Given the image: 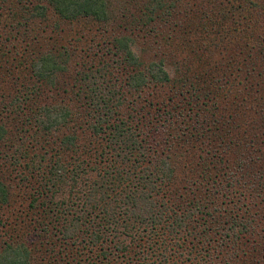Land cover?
I'll use <instances>...</instances> for the list:
<instances>
[{"label": "trees", "instance_id": "obj_1", "mask_svg": "<svg viewBox=\"0 0 264 264\" xmlns=\"http://www.w3.org/2000/svg\"><path fill=\"white\" fill-rule=\"evenodd\" d=\"M44 1L67 21L105 22L109 18L107 0ZM251 1L245 0L243 6L238 0L191 4L192 9L196 5L202 13L206 4L219 6L215 10L219 12L224 6L226 10L229 7L233 15L239 12L238 19L248 21V26L242 31L238 45L226 47L230 61L224 70L214 63L205 74L202 62H198L195 81L203 82L200 91L190 90L189 80L183 76L177 82L181 89L187 90L181 91L184 99L194 101L204 97L207 103L214 104L216 111L211 107L193 110L189 118L179 117L182 121L178 125L170 121L168 125L162 122L149 128L143 125L136 110L125 114L119 101L113 104L118 93L109 89L111 83L106 81L104 69L97 71L100 76L80 78L76 92L75 85L68 88L62 84V90L56 84L57 74L63 71L57 57L42 55L31 66L33 84L24 80L23 90L16 98L20 105L7 115L31 122L36 130L32 138L37 137V146H42L46 141L41 139V132L58 139L56 134L63 127L74 124L78 112L68 104L84 107L83 122L100 141L88 151L78 144V135H65L53 142L54 148L48 146L60 152L54 158L49 155L44 164L35 161L29 149L19 148L9 138L5 124L0 126V141L10 152H6L3 160L5 165L8 162L7 169L8 166L18 169L21 177L18 181L27 185L22 190L31 199L29 209H42L44 215L56 218L44 222L45 229L36 235L39 244L45 248L49 245L43 242L41 233L60 219V225H54L53 229L68 246L81 247L86 256L98 251L96 260L85 259L87 264H264V0H254V5ZM169 2L146 0L141 8L145 24L156 19L159 11L161 14L174 7ZM255 7L260 16L257 22L249 15ZM215 11L212 13L216 15H202L206 20L203 26H197L201 35L209 31L207 26L214 24L213 18L220 15ZM119 41L117 51L123 53L119 66L132 73L128 87L142 89L172 82L162 60L145 64L123 40ZM234 70L242 77L243 87L241 95L235 96L237 111L232 114L226 111L224 93L230 92L231 87L227 86L236 80ZM44 86L63 94H55L48 106L40 105ZM179 95L180 92H174L169 97V107L174 108ZM160 104L167 103L162 100ZM221 107L226 114H219ZM146 113L147 118L153 115ZM156 114L165 115L159 109ZM167 115L169 118L171 114ZM187 120L195 124L181 128V123ZM163 127L170 129L172 137L168 136L167 143L171 151L176 143H185L182 146L187 147L192 161L157 155L153 142L159 134L166 135ZM67 145L73 147L66 148ZM7 169L0 168V203L6 207L11 205ZM32 222L24 220L18 225L28 227L21 234L16 229L12 238L0 237V264H38V260L40 263L43 251L34 250L37 243L27 231L30 228L36 231ZM77 261L70 259L69 264Z\"/></svg>", "mask_w": 264, "mask_h": 264}, {"label": "rangeland", "instance_id": "obj_2", "mask_svg": "<svg viewBox=\"0 0 264 264\" xmlns=\"http://www.w3.org/2000/svg\"><path fill=\"white\" fill-rule=\"evenodd\" d=\"M207 1L170 0L168 4H174V7L170 6L161 14L159 11L156 19L145 24L146 18L143 16L141 8L146 0H107L109 18L105 22L88 19L64 20L56 15L44 0H0V126L5 124L4 127L10 132L9 138H12L19 148L29 149L31 157L42 163L50 157L49 155H52V158L58 156L56 152L59 150L54 152L48 146L51 144L54 148L53 142L55 140L59 141L65 135H78L80 139L78 144L86 146L88 151L96 148V144H100L99 137L92 135L88 125L83 122L84 107L68 104L79 114H75L74 124L63 127L56 134L58 139H55L54 135L50 138L49 135L41 132L43 136L41 139L46 141L42 146H37L39 145L36 141L37 137L32 138L36 130L33 129L31 122L23 121L24 117L20 120L13 118V115H7L9 110L14 111L16 106L20 105V101L16 102V98L23 90L22 83L24 80H30L31 85L33 84L34 79H30L31 66L42 55H52L62 63L63 71L58 73L56 78V84H59L62 90L64 87L62 84L68 85V88L75 85L74 89L77 92V88L80 86L77 81L80 78L100 76L97 71L104 69L105 79L108 83H111L109 89L118 93L117 99L113 98V104L116 105L119 101L121 103L119 108L125 114L136 110L137 114L142 116L140 118L143 125L149 128H153L158 123L162 124V122H166V125H168L170 121H174L178 125L182 121V118L178 120L179 117L186 115L189 118L188 116L192 112L194 114V111L198 112V109L206 110L211 107L212 111L216 112L213 109L214 104L207 103L208 100L204 97L194 101L184 99L181 96V91L184 92L186 89H181L177 82L185 77L189 80L190 90L193 92L196 89L200 91L203 82L200 80L199 82L195 81L200 66L198 62H202L205 74L210 71L214 63L219 66V70H224L228 61H230L229 54L226 53V47L230 44L234 46L239 44L242 31L247 28L248 21H244L242 18L238 19L239 12H235V16L232 10L229 7L226 10L225 6V10L219 12L215 11L219 6L213 7L212 4H206L202 8L203 13L202 11L199 12L196 5ZM238 1L242 3L241 6L245 5V0ZM192 3L193 6L196 4L193 9L191 7ZM250 4L254 5V0ZM214 11L220 13V15L213 18L214 24L207 26L209 31L205 35H201L197 26L199 24L203 26V22L206 20L202 15H208V17L216 15L212 13ZM258 11L259 9L255 7L254 11L249 13L252 16L251 19H256V22L260 18L257 15ZM189 17H192L191 21ZM119 40H123L127 47L145 64L162 60L165 70L172 78V82L167 85L151 84L142 89L128 87V77L132 73H129L130 70L125 69L124 66H119L123 60V53L117 51V46L121 43ZM217 74L221 76L222 73ZM234 74L236 80L232 82L233 85L227 86V88L231 87L230 92L224 93L227 95L226 101L229 102H226L228 105L226 111L228 110L227 113L232 112V114L237 111L234 108L238 104L235 96L241 95L240 90L243 87L240 74L235 70ZM220 76L216 78L219 79ZM231 80H233V76ZM43 89L45 95L40 97V105L46 104L48 106L56 96L55 94H63V91L59 92L54 87L44 86ZM74 89L72 90L74 91ZM199 91H196L197 94L203 96V93H199ZM174 92H180V95L178 99H175L174 108H171L172 106H168V103H170L168 99ZM162 100L167 104L161 105L160 101ZM157 109L165 115L158 117L159 114H156ZM223 109L221 107L219 114H226ZM146 112L153 114L152 117L147 118ZM169 113L171 115L168 118L167 114ZM137 114L135 113V116ZM241 115L239 112L238 116L241 117ZM235 118L237 119V117ZM149 123L154 125L151 126ZM181 124L180 127L182 128L193 125L195 122L191 123V120L189 122L187 120V123ZM165 128L163 127L161 130L166 135L159 134L153 142V144H156L155 149L158 150L157 155L162 158L174 156L179 161L182 159L192 161L191 153L186 152V146H182L185 143H176L171 147L174 148L171 151L167 138L172 136L169 134L170 129ZM2 144L4 142L1 140L0 168L4 170L5 166L7 169L8 162L5 165L3 158L6 152L9 151L8 147H4ZM67 146L66 148L73 147L72 145ZM190 152L194 151L191 150ZM5 172L7 176L6 183L11 187L9 203L11 205L6 207L0 203V237H6L5 239H7L10 236L12 238L16 234V229H20L19 234L23 233L28 228L27 225H24L26 228L18 225L23 223L24 220L29 223L33 220L32 227L35 228L36 226V231L34 232L31 228L27 231L31 232V239L37 243L34 250L43 251L40 254L41 261L39 263L38 260V264H49L51 262L52 264H69V260L73 258L78 260L74 264H87L85 259L88 257L96 260L98 251L96 253L89 252L86 256V253H82L84 249L81 247L72 248L62 240L57 230L53 229L54 225L56 227L60 225V219L57 223L48 226L47 231L41 233V239L49 244L46 245V248H50V250L47 251L43 244H39L37 242L39 238L36 235L41 232L40 229H45L44 222H51L56 218L44 215L42 209L38 211L30 210L31 199L22 190L27 185L18 181L21 178L18 169L8 166ZM37 212L39 215H37ZM42 222L43 224L38 226Z\"/></svg>", "mask_w": 264, "mask_h": 264}]
</instances>
